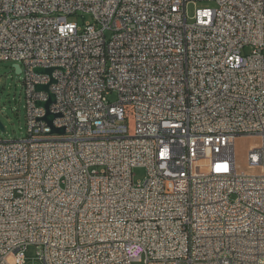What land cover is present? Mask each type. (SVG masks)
<instances>
[{
    "label": "built area",
    "instance_id": "2783aa9c",
    "mask_svg": "<svg viewBox=\"0 0 264 264\" xmlns=\"http://www.w3.org/2000/svg\"><path fill=\"white\" fill-rule=\"evenodd\" d=\"M0 62L28 133L0 139V264H264V0H0Z\"/></svg>",
    "mask_w": 264,
    "mask_h": 264
},
{
    "label": "rangeland",
    "instance_id": "374dc122",
    "mask_svg": "<svg viewBox=\"0 0 264 264\" xmlns=\"http://www.w3.org/2000/svg\"><path fill=\"white\" fill-rule=\"evenodd\" d=\"M214 3H197L188 6L187 11L189 17L195 15L196 9L214 8ZM71 22L78 23L84 27L85 24L93 22L91 15L83 16L80 13L78 16H72ZM250 49H248L249 51ZM18 65L15 62H0V118L6 127V132L0 130V139L4 141L21 140L28 137L27 120H26V99L23 89V81L25 73H17L14 66ZM22 69V67H21ZM109 101L117 102L119 95L113 92L109 95ZM262 147V142L258 138H239L236 143L237 168L240 173L260 174L261 169L252 167L249 164V154L255 149ZM147 171L144 168H136L134 171V179L137 184L143 183L146 180ZM38 248L31 245L25 251L26 264H42L38 258ZM10 263H13L11 258ZM144 264V263H137Z\"/></svg>",
    "mask_w": 264,
    "mask_h": 264
},
{
    "label": "water",
    "instance_id": "95a60500",
    "mask_svg": "<svg viewBox=\"0 0 264 264\" xmlns=\"http://www.w3.org/2000/svg\"><path fill=\"white\" fill-rule=\"evenodd\" d=\"M15 70L17 73H21L22 69L20 65H15L14 66ZM55 72L54 68H49V69H44V68H36L35 73L38 75H44V76H49L51 78V81L47 85H38L36 86L35 90L37 93H47L49 95V99L46 102H38L37 106L39 108H44L46 110V115L40 119V121L46 122L49 127L51 128V134H65V128H55L54 122L58 118H61V114H56L51 112V107L57 103V98L56 95L51 92V86L54 84H57V81L53 78V74ZM0 130L3 132H6V127L4 126L1 118H0Z\"/></svg>",
    "mask_w": 264,
    "mask_h": 264
}]
</instances>
